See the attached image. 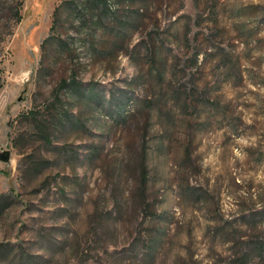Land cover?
Returning <instances> with one entry per match:
<instances>
[{
	"label": "rangeland",
	"instance_id": "374dc122",
	"mask_svg": "<svg viewBox=\"0 0 264 264\" xmlns=\"http://www.w3.org/2000/svg\"><path fill=\"white\" fill-rule=\"evenodd\" d=\"M6 150L0 264H264V0H0Z\"/></svg>",
	"mask_w": 264,
	"mask_h": 264
},
{
	"label": "trees",
	"instance_id": "16d2710c",
	"mask_svg": "<svg viewBox=\"0 0 264 264\" xmlns=\"http://www.w3.org/2000/svg\"><path fill=\"white\" fill-rule=\"evenodd\" d=\"M165 67H166V65H165ZM159 70H160V74L164 72V70H161V69H159ZM254 251H255L254 249L248 251L246 256L241 258V262L242 263L247 262V258L246 257L251 256L254 253ZM38 258L41 260V257H38ZM18 264H42V261H39L37 259V256H28V257H25V258H23V257L19 258L18 259Z\"/></svg>",
	"mask_w": 264,
	"mask_h": 264
},
{
	"label": "water",
	"instance_id": "95a60500",
	"mask_svg": "<svg viewBox=\"0 0 264 264\" xmlns=\"http://www.w3.org/2000/svg\"><path fill=\"white\" fill-rule=\"evenodd\" d=\"M0 160H2L4 162L10 161L11 160V151L10 150L3 151L0 154Z\"/></svg>",
	"mask_w": 264,
	"mask_h": 264
}]
</instances>
